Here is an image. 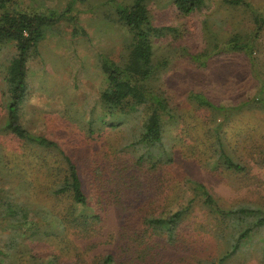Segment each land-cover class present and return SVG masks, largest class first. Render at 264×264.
<instances>
[{
	"label": "trees",
	"instance_id": "16d2710c",
	"mask_svg": "<svg viewBox=\"0 0 264 264\" xmlns=\"http://www.w3.org/2000/svg\"><path fill=\"white\" fill-rule=\"evenodd\" d=\"M173 2L180 12L190 14L200 9L205 1ZM231 2L249 10L255 29L233 34L222 46L216 44L215 49L205 56L208 59L212 55L234 52L246 56L256 81V91L250 98L232 104L214 101L198 92L190 93L189 100L197 110L211 113V119L205 125L215 128L204 130L201 136L202 141L208 144L207 153L212 152V158L220 166L247 173L249 166L245 156L249 155L252 161L261 156L258 163H262L264 150L259 147L250 154L239 156L223 140L219 128L254 107V104L264 109V75L257 63L264 31V8L255 7L249 0ZM116 5L117 22L126 28L130 39L120 61L108 56L100 59V68L106 76L100 102L110 118L103 117V121L90 119L83 128L92 136L100 130L117 129L134 115L138 128L115 153L117 156H106L107 172L102 160L95 165L89 163L85 166L76 161L57 140L34 133L22 121L23 108L29 96V58L39 51V44L46 37L47 29L66 14L31 11L19 8L16 0H0V45L13 41L16 47L4 74L7 117L2 131L15 138L25 152L28 151L30 163L27 171L22 170L24 175L29 170L31 172L28 174L31 177L25 176L22 182L6 191L2 190L0 194V214L4 223L12 227V233L10 236L8 234V248L0 249V264H8L7 261L13 257L10 248L22 236L30 241L58 239L66 242V246L59 250L50 249L44 255H32L37 260L47 259L39 264H172L166 260L163 248L168 244L177 246L180 243L185 249L192 250V255L189 254L194 261L192 264H245L252 255L250 248L254 243H258V249L253 247V251L261 250L264 256V206L258 202L223 207L203 183L190 179L187 183L193 192L192 197L186 204L169 210L168 205L162 203L169 191L163 188L165 180L160 176L157 183L163 191L158 193L157 199L138 205L137 190L145 181H149L153 170L173 165L174 148L177 146L174 142L187 140L189 130L197 125L187 127V131L181 129L180 132L186 134L178 140L173 139V143L167 142L166 130L169 125L177 123L178 114L169 97L157 92L153 82L167 64L165 61H154L155 40L167 36L165 30L170 28L154 25L145 0H134L131 5ZM194 58L202 60L201 55ZM127 116L130 118L127 119ZM126 148H132L131 155L135 153L133 159L119 156L129 154ZM131 169H137V172H129ZM94 188L99 191L97 197L91 195ZM165 191L168 194L162 199ZM122 192L127 194L120 195ZM37 195L45 196L43 202L37 199ZM109 195H115L121 204L127 202L121 210L118 236L119 248L123 253L120 258H130L125 263L117 260L112 253L90 257L88 253L94 244L89 245L88 250L78 245L72 237L89 238L98 232L105 217V201L109 202ZM198 196L204 199L203 205L209 208L214 220L211 230H207L206 224L192 219L194 201ZM31 213L36 216L33 223ZM208 231H213L216 242L222 244L223 248L217 256L208 253L209 248L204 240Z\"/></svg>",
	"mask_w": 264,
	"mask_h": 264
},
{
	"label": "rangeland",
	"instance_id": "374dc122",
	"mask_svg": "<svg viewBox=\"0 0 264 264\" xmlns=\"http://www.w3.org/2000/svg\"><path fill=\"white\" fill-rule=\"evenodd\" d=\"M16 1L19 8L66 14L47 29L46 37L39 44V51L29 58L30 87L22 121L34 133L57 140L76 161L85 166L89 163L95 165L102 160L103 168L108 172L106 156L117 153L134 131L137 132V122L133 119L135 115L117 129L100 130L92 136L88 135L83 125H87L90 119L103 121V117L110 118L100 102V93L106 80L100 68V59L108 56L116 61L121 60L130 34L117 22L116 4L131 5L134 0ZM204 1L200 9L183 14L173 0H145L154 25L170 28L165 30L167 36L155 40L154 61H165L167 64L153 82L157 92L169 97L178 114L177 123L169 125L166 130L167 142L173 143V139L178 140L186 134L180 132L181 129L187 131L191 125L197 127L189 130L190 137L187 140L174 142L177 146L174 148L173 165L153 170L149 181H145L141 189L137 190L140 206L150 199H157L158 193L163 191L157 183L160 176L165 180L163 188L169 191L162 203L168 205L169 210L186 204L192 197L193 192L187 183L190 179L203 183L223 207L230 208L252 201L264 206V162L258 163L261 156L255 161L249 155L245 156L249 166L247 173L234 172L217 164L212 152L207 153L208 144L201 139L204 130L213 127L205 125L211 119V113L197 110L189 100L190 93L198 92L214 101L232 104L254 94L256 81L246 56L234 52L212 55L206 59L205 54L211 53L216 44L222 46L235 33L254 31L255 24L249 10L233 4L232 0ZM249 1L257 8H264V0ZM260 44L257 63L264 75V31ZM15 51L13 41L0 45V194L2 190L6 191L22 182L25 176L31 177L28 175L30 170L25 175L22 170L27 171L30 163L28 151L25 152L15 138L2 131L7 117L4 74ZM195 55H201L202 60L195 59ZM253 106L219 128L223 140L239 156L250 154L259 147L264 150V109L258 104ZM196 119H199L198 122ZM131 149L126 148L128 155L124 153L119 156L133 159L135 153L131 155ZM129 172H137V169ZM98 192L94 188L91 195L97 197ZM167 194L165 191L162 199ZM109 196V202L105 201V217L98 232L89 238L72 237L85 249L94 244L88 253L90 257L112 253L117 260L125 263L130 258H120L123 253L119 248L118 236L121 210L127 202L121 204L115 195ZM37 197L43 202L45 196ZM203 201L201 196L194 201L192 219L206 224L207 230H211L214 220ZM30 220L32 223L36 220L34 213H31ZM11 230L12 227L4 223L0 214V249L6 250ZM212 232L208 231L204 240L209 248L208 253L217 256L223 247L216 242ZM178 245L168 244L163 248L166 260L172 264H192V250L185 249L181 243ZM64 246L66 242L58 239L30 241L22 236L10 248L13 257L7 263L39 264L47 259L37 260L32 255H44L50 249L59 250ZM253 247L258 249V243L251 246L252 255L245 264H264L261 250L253 251Z\"/></svg>",
	"mask_w": 264,
	"mask_h": 264
}]
</instances>
